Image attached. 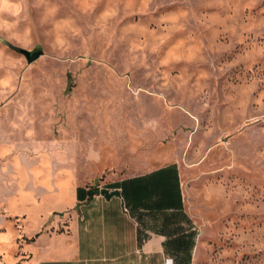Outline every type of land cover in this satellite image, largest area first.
<instances>
[{
  "label": "rangeland",
  "instance_id": "obj_1",
  "mask_svg": "<svg viewBox=\"0 0 264 264\" xmlns=\"http://www.w3.org/2000/svg\"><path fill=\"white\" fill-rule=\"evenodd\" d=\"M172 164L192 264H264V0H0V264L79 188Z\"/></svg>",
  "mask_w": 264,
  "mask_h": 264
},
{
  "label": "crops",
  "instance_id": "obj_2",
  "mask_svg": "<svg viewBox=\"0 0 264 264\" xmlns=\"http://www.w3.org/2000/svg\"><path fill=\"white\" fill-rule=\"evenodd\" d=\"M74 198L62 214L47 211L26 237L27 264H192L198 228L186 213L179 168L121 178ZM117 190L106 199L101 189Z\"/></svg>",
  "mask_w": 264,
  "mask_h": 264
},
{
  "label": "water",
  "instance_id": "obj_3",
  "mask_svg": "<svg viewBox=\"0 0 264 264\" xmlns=\"http://www.w3.org/2000/svg\"><path fill=\"white\" fill-rule=\"evenodd\" d=\"M19 53H21L28 64H31L32 62H34L35 60H37L41 55H42V51L41 50H35V51H28L25 49H19ZM100 193L106 198L109 199L112 196H116L119 197L120 193L117 190H113V191H109L108 189H101Z\"/></svg>",
  "mask_w": 264,
  "mask_h": 264
},
{
  "label": "trees",
  "instance_id": "obj_4",
  "mask_svg": "<svg viewBox=\"0 0 264 264\" xmlns=\"http://www.w3.org/2000/svg\"><path fill=\"white\" fill-rule=\"evenodd\" d=\"M99 192V190L97 188H94V189H88V190H85L83 188H79L78 189V193H77V197L78 198H81L83 194H86V196L88 198L92 197L93 195L97 194Z\"/></svg>",
  "mask_w": 264,
  "mask_h": 264
},
{
  "label": "bare ground",
  "instance_id": "obj_5",
  "mask_svg": "<svg viewBox=\"0 0 264 264\" xmlns=\"http://www.w3.org/2000/svg\"><path fill=\"white\" fill-rule=\"evenodd\" d=\"M182 171V170H181ZM182 174V173H181Z\"/></svg>",
  "mask_w": 264,
  "mask_h": 264
},
{
  "label": "clouds",
  "instance_id": "obj_6",
  "mask_svg": "<svg viewBox=\"0 0 264 264\" xmlns=\"http://www.w3.org/2000/svg\"><path fill=\"white\" fill-rule=\"evenodd\" d=\"M7 7V6H6Z\"/></svg>",
  "mask_w": 264,
  "mask_h": 264
}]
</instances>
